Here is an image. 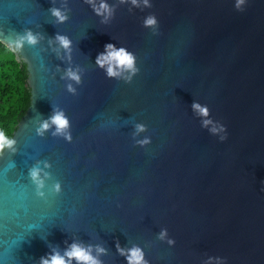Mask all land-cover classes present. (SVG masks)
Segmentation results:
<instances>
[{
	"label": "water",
	"instance_id": "1",
	"mask_svg": "<svg viewBox=\"0 0 264 264\" xmlns=\"http://www.w3.org/2000/svg\"><path fill=\"white\" fill-rule=\"evenodd\" d=\"M100 3L0 0V42L36 38L15 51L31 105L0 155V264L74 243L101 264L134 247L148 264H264V0ZM108 44L135 72L98 65Z\"/></svg>",
	"mask_w": 264,
	"mask_h": 264
},
{
	"label": "clouds",
	"instance_id": "2",
	"mask_svg": "<svg viewBox=\"0 0 264 264\" xmlns=\"http://www.w3.org/2000/svg\"><path fill=\"white\" fill-rule=\"evenodd\" d=\"M147 3V0H145ZM245 0H238V6L243 4ZM94 3V0H93ZM133 3H136V0H133ZM97 14H111V8L106 3V0H101L99 7L95 8ZM53 14L57 16L61 21L66 19V16L62 14V12L58 9H53ZM146 23L148 25H153L156 23L154 18H148ZM27 40L29 43H36V38L29 33L26 37H22L19 41L16 42L15 47H7L5 50L7 52H12L18 50L24 40ZM60 44L65 49H70L71 41L63 36L57 37ZM0 47H5L2 43H0ZM97 63L103 68H106V71L109 76H118L120 72L117 71V68L120 70H128L131 72H135V56L128 52L124 48L117 49L114 45L108 44L106 45V54H100L97 57ZM67 75L76 81L80 80L79 75L76 72L69 70ZM71 90V85H69ZM194 109L199 112L202 116L207 115V108L202 107L198 103L193 104ZM57 126L58 132H63L65 129L69 127V121L65 117L63 113H58L55 115L52 121ZM209 123V121L205 120V124ZM45 129L49 127L47 123L43 125ZM141 130H143V126H139ZM215 131V129H214ZM13 143L12 139L5 131H0V154L3 153L5 149L11 146ZM32 176L35 179L36 183L40 186H43V181L40 179V172L39 169H34L32 171ZM167 235L166 231L161 233V238L163 239ZM172 243V241H169ZM98 252H103V248H98ZM123 252V250H122ZM128 259L130 264H148L147 260L144 257L143 250L139 247H134L133 249L129 250ZM67 257V260L65 259ZM75 259L78 264H101V261L92 255V251L90 248H85L83 245L80 244H73L71 245L70 249H68L64 255L56 253L51 257V259H44L42 260V264H72V260Z\"/></svg>",
	"mask_w": 264,
	"mask_h": 264
},
{
	"label": "trees",
	"instance_id": "3",
	"mask_svg": "<svg viewBox=\"0 0 264 264\" xmlns=\"http://www.w3.org/2000/svg\"><path fill=\"white\" fill-rule=\"evenodd\" d=\"M2 44L5 47H0V131L12 139L31 105V89L27 65L17 60L15 51L7 52L8 46Z\"/></svg>",
	"mask_w": 264,
	"mask_h": 264
}]
</instances>
